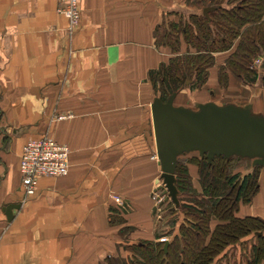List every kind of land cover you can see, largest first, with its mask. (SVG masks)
Wrapping results in <instances>:
<instances>
[{
  "label": "crops",
  "instance_id": "0c3cea01",
  "mask_svg": "<svg viewBox=\"0 0 264 264\" xmlns=\"http://www.w3.org/2000/svg\"><path fill=\"white\" fill-rule=\"evenodd\" d=\"M190 3L80 0L69 32L58 0H0V264H127L134 245L163 227L176 231L170 218L159 222L152 198L161 170L148 74L170 57L155 30L191 13ZM175 100L189 108L250 104L264 116L261 86L230 76L223 91L216 67L204 89ZM45 135L69 148V171L40 177L25 198L23 149ZM189 171L194 177L196 168ZM235 215L264 221V168L257 193Z\"/></svg>",
  "mask_w": 264,
  "mask_h": 264
},
{
  "label": "trees",
  "instance_id": "16d2710c",
  "mask_svg": "<svg viewBox=\"0 0 264 264\" xmlns=\"http://www.w3.org/2000/svg\"><path fill=\"white\" fill-rule=\"evenodd\" d=\"M196 1L201 9L209 5L216 9L207 17L190 14L161 25V34L160 29L155 30L157 44L172 53L148 74L154 94L157 92L162 102L172 93L177 96L185 89L190 92L204 89L212 67L217 69V82L223 91H227L230 76L249 87H254L258 79L253 62L264 59V0ZM181 46H184L182 54ZM220 54L223 58L217 64ZM262 70L260 86L264 90ZM226 104L231 103L218 105ZM244 161L249 162L248 167L251 164V170L237 172ZM190 165L196 168L194 177ZM260 169L253 167L251 160L237 156H215L208 162L197 152L179 155L174 174L178 207L173 208L171 201L160 205L165 206L164 216L171 217L167 221L170 228L177 224L176 231H159L154 240L134 245L136 256L127 264H215L230 247L256 233L261 235L254 236L257 244L251 247L245 264H264V221L235 215L240 205L249 204L257 193ZM212 222L216 224L210 228ZM162 236L167 238L165 250V242L159 241Z\"/></svg>",
  "mask_w": 264,
  "mask_h": 264
},
{
  "label": "water",
  "instance_id": "95a60500",
  "mask_svg": "<svg viewBox=\"0 0 264 264\" xmlns=\"http://www.w3.org/2000/svg\"><path fill=\"white\" fill-rule=\"evenodd\" d=\"M215 9L205 7L202 14L207 17ZM260 68L264 69V60ZM175 97L176 93H172L165 102L156 97L150 105L156 157L161 170L160 188L166 195L164 201H171L178 207L174 174L177 157L184 153L197 152L208 162L215 156H237L251 160L253 167L264 168V117L254 115L250 104L239 107L214 102L195 103L193 110L175 106ZM167 245L164 244V250Z\"/></svg>",
  "mask_w": 264,
  "mask_h": 264
},
{
  "label": "built area",
  "instance_id": "2783aa9c",
  "mask_svg": "<svg viewBox=\"0 0 264 264\" xmlns=\"http://www.w3.org/2000/svg\"><path fill=\"white\" fill-rule=\"evenodd\" d=\"M80 0H58V12L64 15L68 22L69 32L78 25L80 12L78 8ZM261 62L256 60L254 66H259ZM67 116H57V120H63ZM69 148L56 142L47 135L39 139L30 140L23 149L20 161L21 186L25 198L32 196L35 192L36 182L40 177L65 176L69 171ZM155 205L158 206L164 195L155 190L152 194ZM119 201V199H117ZM160 242H167L166 237H162Z\"/></svg>",
  "mask_w": 264,
  "mask_h": 264
},
{
  "label": "rangeland",
  "instance_id": "374dc122",
  "mask_svg": "<svg viewBox=\"0 0 264 264\" xmlns=\"http://www.w3.org/2000/svg\"><path fill=\"white\" fill-rule=\"evenodd\" d=\"M205 1H209V0H205ZM212 1H213V3L214 2H220V3L223 2V3H225L226 0H212ZM199 3L200 2H198L196 0H191L190 7L192 8V11H191V13L190 12H185L183 16L187 17L190 14H199V15L202 14V10L203 9H201ZM209 6L211 7L212 5H209ZM162 32H163V29L161 28L158 33L161 34ZM183 49H184V47L183 48H182V46L179 47V53L182 54V52L184 51ZM168 51L170 52L169 56H171L172 53H171L170 49H168ZM256 60H259L261 62V64H262L264 59L263 58H257ZM256 60H254L253 63H255ZM261 64L259 66H255V67H257V72H258V79H257L256 84H255L256 86L261 84V77H262V74H263V70L260 68ZM157 89H159V87ZM158 96H159V94L156 92L154 94V97L156 98ZM193 106H192L191 109H194ZM255 115L262 116V115H258V114H255ZM262 117H264V116H262ZM241 165H243V166H241L240 169L244 168L246 170V169H248L249 162L244 161V162L241 163ZM164 207L165 206H163L161 208L160 207L158 208L159 209L158 213L160 215L159 222H161V223H163L164 221L167 220V217L164 216L165 212H163ZM174 216H175V218H177V215H174ZM170 219H171V217H170ZM169 227H171V226H169ZM160 231L161 232H163V231L167 232V231H170V230L168 228H166V227H163ZM255 235L256 234H251L250 236H248V237L244 238L243 240H241V243L239 245L230 247L226 251V253L224 254V257H221L220 259H218L215 262V264H245V261L248 259V256H250L251 247L253 245L257 244L256 238L254 237Z\"/></svg>",
  "mask_w": 264,
  "mask_h": 264
}]
</instances>
